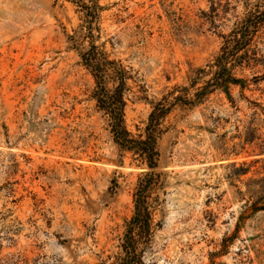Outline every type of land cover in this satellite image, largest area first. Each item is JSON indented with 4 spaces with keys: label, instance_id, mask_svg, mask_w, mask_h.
Here are the masks:
<instances>
[{
    "label": "rangeland",
    "instance_id": "obj_1",
    "mask_svg": "<svg viewBox=\"0 0 264 264\" xmlns=\"http://www.w3.org/2000/svg\"><path fill=\"white\" fill-rule=\"evenodd\" d=\"M97 1L93 42L129 69L124 120L135 135L151 101L186 85L255 0ZM82 18L71 0H0V264L121 255L147 167L112 142L90 98L94 79L78 55L89 39L77 49L68 40ZM259 87L244 95L264 102ZM231 95L235 105L214 91L166 115L143 264H264V209L249 208L264 204V123L247 132L251 110L237 87Z\"/></svg>",
    "mask_w": 264,
    "mask_h": 264
},
{
    "label": "trees",
    "instance_id": "obj_2",
    "mask_svg": "<svg viewBox=\"0 0 264 264\" xmlns=\"http://www.w3.org/2000/svg\"><path fill=\"white\" fill-rule=\"evenodd\" d=\"M71 1L80 7L83 24L78 33L68 35V40L70 47L77 49L81 45L80 39H89L87 47L81 46L78 55L94 79L90 92L94 107L105 119L109 135L117 148L130 152L147 167L139 177L134 192L133 214L126 221L120 245L121 255L116 262L143 264L140 259L143 245L150 238L152 226L149 191L160 175L155 171L160 156L157 140L164 130L163 121L172 107H194L214 91L223 92L231 105H235L231 89L237 87L239 98L245 99L251 110L247 132L252 133L257 129L256 122L264 123V102L244 95V90H262L259 85L264 83V0H255L250 6L248 2L245 3L242 15H235L229 30L219 34L221 45L218 51L204 66L191 70L186 85L174 86L160 99L151 101V110L143 131L135 135L127 129L124 120V95L128 89L126 81L130 77L129 69L125 68L120 59L109 58L93 42V23L97 21L102 7L97 0ZM245 70L248 73H244ZM251 84L254 88L250 87ZM244 140L251 142L248 137ZM263 188L260 191L261 198H264ZM258 192L256 189L250 191L256 195ZM257 202L253 201L249 208L253 211L264 209V204L257 205Z\"/></svg>",
    "mask_w": 264,
    "mask_h": 264
}]
</instances>
